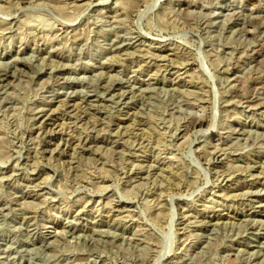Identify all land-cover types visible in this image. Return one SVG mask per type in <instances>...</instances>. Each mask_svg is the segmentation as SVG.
<instances>
[{
	"label": "rangeland",
	"instance_id": "obj_1",
	"mask_svg": "<svg viewBox=\"0 0 264 264\" xmlns=\"http://www.w3.org/2000/svg\"><path fill=\"white\" fill-rule=\"evenodd\" d=\"M0 82V264H264V0H0Z\"/></svg>",
	"mask_w": 264,
	"mask_h": 264
},
{
	"label": "bare ground",
	"instance_id": "obj_2",
	"mask_svg": "<svg viewBox=\"0 0 264 264\" xmlns=\"http://www.w3.org/2000/svg\"><path fill=\"white\" fill-rule=\"evenodd\" d=\"M139 1V0H138ZM147 1V0H146ZM140 3V2H139ZM188 3V2H187ZM187 3H182V5H189V4H187ZM179 4V3H178ZM148 5V4H147ZM127 6H129V5H127ZM133 6V5H132ZM130 7V6H129ZM126 8V7H125ZM135 8V7H134ZM141 8V7H140ZM129 9V8H128ZM130 10V9H129ZM131 11V10H130ZM131 15V14H130ZM16 22V21H15ZM139 22V21H138ZM138 37V36H137ZM133 39V38H132ZM134 40V39H133ZM155 45V44H154ZM172 46V45H171ZM182 47V46H181ZM134 49V48H133ZM141 49V48H140ZM127 50V49H126ZM142 50H143V48H142ZM163 50V49H162ZM123 51V50H122ZM173 52V51H172ZM123 53V52H122ZM135 53V52H134ZM178 53V52H177ZM141 54V53H140ZM144 54V53H143ZM154 54V53H153ZM127 55V54H126ZM169 55V54H168ZM147 56V55H146ZM183 56V55H182ZM125 57V56H124ZM159 58V57H158ZM137 59V58H136ZM151 59V58H150ZM155 59V58H154ZM183 59V58H182ZM161 60V59H160ZM191 60V59H190ZM158 61V60H157ZM150 62H152V61H150ZM184 62V61H183ZM187 62V61H186ZM186 64V63H185ZM158 68V67H157ZM192 68V67H191ZM108 70V69H107ZM148 70V69H147ZM173 70V69H172ZM199 70V69H198ZM166 71V70H165ZM10 75V74H9ZM195 75V74H194ZM59 76V75H58ZM62 76V75H61ZM184 76V75H183ZM196 76V75H195ZM178 77V76H177ZM2 78V77H1ZM57 78V77H56ZM165 78V77H164ZM172 78V77H171ZM134 80H135V78H134ZM200 81V80H199ZM174 82H175V80H174ZM1 83V82H0ZM190 83V82H189ZM229 84V83H228ZM180 85V84H179ZM130 86H132V85H130ZM198 86V85H197ZM227 86V85H226ZM186 89V88H185ZM201 89V88H200ZM188 90V89H187ZM196 90V89H195ZM183 91V90H182ZM194 91V90H193ZM188 92V91H187ZM122 94V93H121ZM263 96V95H262ZM128 97V96H127ZM117 98V97H116ZM199 98H200V96H199ZM64 99V98H63ZM129 99V98H128ZM198 99V98H197ZM54 100V99H53ZM201 101H202V99H200ZM203 100H205V99H203ZM261 100V99H260ZM64 101V100H63ZM87 101V100H86ZM90 101V100H89ZM231 101V100H230ZM61 102V101H60ZM122 102V101H121ZM58 103V102H57ZM86 103H88V102H86ZM92 103V102H91ZM102 103V102H101ZM248 103V102H247ZM61 104V103H60ZM121 105H123V104H121ZM256 105V104H255ZM58 106H59V104H58ZM80 107V106H79ZM91 107V106H90ZM99 109V108H98ZM101 109H102V107H101ZM81 110V109H80ZM86 110V109H85ZM259 110V109H258ZM52 111V110H51ZM65 111V110H64ZM74 111H76V110H74ZM82 112H83V110H82ZM90 112V111H89ZM100 112V111H99ZM130 112V111H129ZM201 112H202V110H201ZM259 112V111H258ZM42 113V112H41ZM81 113V112H80ZM79 113V114H80ZM84 113H85V111H84ZM69 114V113H68ZM71 114V113H70ZM45 115V114H44ZM56 115V114H55ZM81 115V114H80ZM37 116V115H36ZM35 116V117H36ZM68 116V115H67ZM73 116V115H72ZM77 117V116H76ZM103 117H105V116H103ZM126 117V116H125ZM200 118V117H199ZM210 118V117H209ZM34 119V118H33ZM68 119H70V118H68ZM77 119V118H76ZM99 119V118H98ZM102 119V118H101ZM189 119H190V117H189ZM214 119V118H213ZM77 121V120H76ZM84 121V120H83ZM90 121V120H89ZM101 121V120H100ZM106 122V121H105ZM246 122V121H245ZM74 123V122H73ZM77 123V122H76ZM81 123V122H80ZM100 123V122H99ZM33 124V123H32ZM98 124V123H97ZM110 124V123H109ZM192 124V128L194 129V128H197V127H201L202 128V126L204 125V122L202 121V120H195L193 123H191ZM34 125V124H33ZM62 125V124H61ZM60 125V126H61ZM79 125V124H78ZM74 126V125H73ZM103 126V125H102ZM110 126V125H109ZM113 126V125H112ZM207 126V125H206ZM93 127V126H92ZM118 127H119V124H118ZM240 127V126H239ZM45 128V127H44ZM51 128V127H50ZM62 128V127H61ZM100 128V127H99ZM109 128V127H108ZM116 128V127H115ZM123 128V127H122ZM188 128V127H187ZM231 128V127H230ZM238 128V127H237ZM55 129V128H54ZM93 129V128H92ZM91 129V130H92ZM103 129V128H102ZM111 129V128H110ZM121 129V128H120ZM203 129V128H202ZM213 129V128H212ZM235 129V128H234ZM107 130V129H106ZM198 130V129H197ZM196 130V131H197ZM242 130V129H241ZM61 131V130H60ZM192 131V130H191ZM190 131V132H191ZM91 132V131H90ZM101 132H102V130H101ZM105 132V131H104ZM111 132V131H110ZM109 132V133H110ZM39 133H40V131H39ZM100 133V132H99ZM98 133V134H99ZM193 133V132H192ZM191 133V134H192ZM122 134V133H121ZM130 134V133H129ZM110 135V134H109ZM72 136V135H71ZM182 136V135H181ZM31 137V136H30ZM237 137V136H236ZM33 138V137H32ZM31 138V139H32ZM37 138V137H36ZM238 138V137H237ZM30 139V140H31ZM85 139V138H84ZM218 139V138H217ZM220 139V138H219ZM45 140V139H44ZM66 140V139H65ZM75 140V139H74ZM86 141V140H85ZM101 141V140H100ZM136 141V140H135ZM179 141V140H178ZM38 142H39V140H38ZM117 142V141H116ZM141 142V141H140ZM217 142V141H216ZM70 143V142H69ZM43 144V143H42ZM56 144V143H55ZM113 144V143H112ZM127 144V143H126ZM57 145V144H56ZM67 145H69V144H67ZM100 145V144H99ZM145 145V144H144ZM32 146V145H31ZM81 146V145H80ZM98 146V145H97ZM126 146V145H125ZM136 146V145H135ZM149 146V145H148ZM87 147V146H86ZM85 147V148H86ZM100 147V146H99ZM108 147V146H107ZM111 147V146H110ZM218 147V146H217ZM37 148V147H36ZM66 148V147H65ZM73 148V147H72ZM109 149V148H108ZM107 149V150H108ZM113 149V148H112ZM121 149V148H120ZM136 149V148H135ZM141 149V148H140ZM81 150V149H80ZM144 150V149H143ZM61 151V150H60ZM84 151V150H83ZM116 151H117V149H116ZM44 152V151H43ZM53 152V151H52ZM115 152V151H114ZM121 152V151H120ZM144 152V151H143ZM207 153V152H206ZM224 153V152H223ZM83 154V153H82ZM122 154V153H121ZM218 155V154H217ZM144 156V155H143ZM27 158V157H26ZM152 161V160H151ZM257 161V160H256ZM204 162V161H203ZM206 162V161H205ZM236 162V161H235ZM260 163V162H259ZM232 165V164H231ZM161 166V165H160ZM258 166V165H257ZM261 166V165H260ZM148 167V166H147ZM150 167V166H149ZM260 168V167H259ZM16 169V168H15ZM141 169V168H140ZM179 169V168H178ZM261 169V168H260ZM136 170V169H135ZM160 170V169H159ZM242 170H244V169H242ZM246 170H248V169H246ZM154 171V170H153ZM162 171V170H161ZM176 171V170H175ZM227 171V170H226ZM216 172V171H215ZM214 172V173H215ZM225 172V171H224ZM244 171H242V174H244L243 173ZM252 173V172H251ZM226 174V173H225ZM236 174V173H235ZM240 174V173H239ZM147 175V174H146ZM255 175V174H254ZM140 176V175H139ZM143 176V175H142ZM233 176V175H232ZM7 176H5V178H6ZM223 177V176H222ZM245 177V176H244ZM247 177V176H246ZM249 177H252V176H249ZM8 178V177H7ZM30 178V177H29ZM39 178V177H38ZM173 178V177H172ZM178 178V177H177ZM219 178H221V177H219ZM243 178V177H242ZM259 178V177H258ZM264 178V177H263ZM220 180V179H219ZM255 180V179H254ZM230 181V180H229ZM40 182V181H39ZM184 183V182H183ZM36 184V183H35ZM41 184V183H40ZM177 185V184H176ZM179 185V184H178ZM224 185V184H223ZM172 186V185H171ZM165 187V186H164ZM164 187H162V188H164ZM253 188V187H252ZM226 190V189H225ZM43 191V190H42ZM167 191V190H166ZM209 191V190H208ZM212 191V190H211ZM161 192H163V190L161 191ZM30 193V192H29ZM253 193V192H252ZM219 194H221V193H219ZM219 194H217V195H219ZM41 195V194H40ZM154 195V194H153ZM231 195V194H230ZM162 196V195H161ZM210 196V195H209ZM226 196V195H225ZM159 197V196H158ZM224 197V196H223ZM161 198V197H160ZM216 198V197H215ZM226 198V197H225ZM156 199V198H155ZM160 200V199H159ZM254 200V199H253ZM162 201V200H161ZM252 201V200H251ZM210 203V202H209ZM256 205V204H255ZM92 206V205H91ZM180 206V205H179ZM112 207V206H111ZM216 207V206H215ZM218 207V206H217ZM83 208V207H82ZM115 208V207H114ZM123 208V207H122ZM80 210V209H79ZM159 210V209H158ZM229 210V209H228ZM251 210V209H250ZM81 211V210H80ZM205 211V210H204ZM130 213V212H129ZM201 213V212H200ZM242 213H243V211H242ZM263 213V212H262ZM219 214V213H218ZM221 214V213H220ZM220 217V216H219ZM187 220V219H186ZM196 221V220H195ZM182 222V221H181ZM30 224V223H29ZM28 224V225H29ZM191 224V223H190ZM31 227V226H30ZM33 229V228H32ZM147 230V229H146ZM184 231V230H183ZM51 238V237H50ZM186 241V240H185ZM153 242V241H152ZM160 246V245H159ZM157 251V250H156ZM155 253V252H154ZM154 255V254H153ZM152 255V256H153ZM152 261V260H151ZM172 263V262H171Z\"/></svg>",
	"mask_w": 264,
	"mask_h": 264
}]
</instances>
